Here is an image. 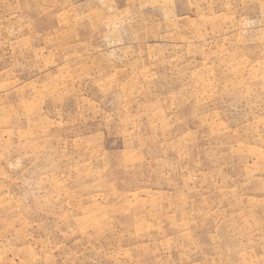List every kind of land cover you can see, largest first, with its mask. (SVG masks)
Here are the masks:
<instances>
[{"label":"rangeland","instance_id":"1","mask_svg":"<svg viewBox=\"0 0 264 264\" xmlns=\"http://www.w3.org/2000/svg\"><path fill=\"white\" fill-rule=\"evenodd\" d=\"M0 264H264V0H0Z\"/></svg>","mask_w":264,"mask_h":264}]
</instances>
